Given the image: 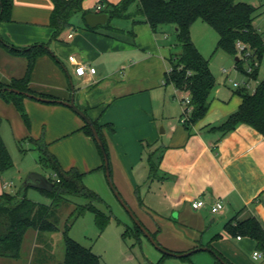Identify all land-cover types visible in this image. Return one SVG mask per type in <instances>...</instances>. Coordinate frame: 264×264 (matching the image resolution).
Returning <instances> with one entry per match:
<instances>
[{"label": "crops", "instance_id": "crops-1", "mask_svg": "<svg viewBox=\"0 0 264 264\" xmlns=\"http://www.w3.org/2000/svg\"><path fill=\"white\" fill-rule=\"evenodd\" d=\"M123 1L83 0L81 11L54 40L53 1L14 0L11 18L1 23L0 34L18 49H48L49 53L35 62L29 88L53 99L70 101L74 97L76 105L100 127L117 193L163 249L184 254L207 247L227 264H264V257L254 259V253L260 251L253 240H239L226 228L233 219L252 217L264 228V136L248 125L227 135L219 129L241 105L238 90L232 95L239 97L238 103L218 98L221 103L214 112L187 128L165 84L169 59L177 54L175 40L172 43L165 38L176 29L168 26L154 32L138 12L139 0H132L137 3L136 11L127 9L130 19L109 18L112 28L108 24L87 25L86 15L110 14ZM98 5H104L101 13L96 12ZM191 36L196 45L192 28ZM28 64L26 57L0 47V83L25 77ZM78 65L93 67L96 74L79 77L75 73ZM9 104L0 100V116L17 123L23 135L17 112ZM23 104L32 128L25 138H43L62 169L78 170L88 185L89 174L96 172L100 181L101 172H106L104 158L85 133V121L64 105L28 98ZM151 155L159 164L154 175L150 172ZM6 184L5 176L0 175V196L19 194ZM98 192L112 204L113 197L104 184ZM195 200L204 201L205 208L193 210ZM219 200L225 210L215 215L211 205ZM121 219L128 226L122 239L132 236L133 248L148 240L143 233L136 235L133 220V225H128ZM161 254L151 252L150 264H222L207 251L182 259Z\"/></svg>", "mask_w": 264, "mask_h": 264}, {"label": "trees", "instance_id": "trees-1", "mask_svg": "<svg viewBox=\"0 0 264 264\" xmlns=\"http://www.w3.org/2000/svg\"><path fill=\"white\" fill-rule=\"evenodd\" d=\"M13 1L0 0V25L10 20ZM52 1L54 4L52 26L55 30L53 39L57 40L61 33L70 26L71 17L81 11L83 0ZM131 2L132 0H124L113 7L109 14L110 17L112 19H130L131 16L126 12ZM257 10L258 8L238 0H139L138 12L154 32H162L168 26L176 29V47H181V53L173 54L169 59L170 71L165 76V84L172 85L179 92L190 96L192 110L185 122L187 128L205 118L210 110L211 96L215 88V78L210 70L209 60L202 56L192 40L191 28L193 24L197 20H202L210 25L219 35L217 49L226 51L234 56L235 60L238 58L236 68L244 74V64L241 57L238 56V44L245 46L247 50L250 49L253 56L258 58L261 63L264 60V35L254 27ZM107 27L112 28L110 24ZM0 47L15 55L26 57L29 63L25 77L13 79L9 84L0 83V90L9 87L53 99L39 95L29 88L30 77L37 58L49 53L45 46L18 49L5 42L0 34ZM251 77L258 80L259 70H256ZM237 94L241 98L239 109L230 115L219 129L224 135H227L240 125H248L264 136V78L259 81L254 91L243 89L238 90ZM0 98L8 103H13L27 127H30V120L23 104L24 96L1 92ZM94 125L108 152L100 127L96 123ZM111 130L113 131L112 128ZM84 131L96 143L89 126L86 125ZM33 143L40 151L41 163L51 167L57 177L49 178L54 183L51 193L41 191L51 199V203L42 204L29 200L27 196L19 198L18 195L8 193L0 196V259L19 260L29 230L36 232L39 247L45 248L44 250H41L43 248L38 249L33 263L43 264L45 261L53 259L52 246L45 235L59 232L64 213L72 210L62 232L65 254L63 262L59 264H101L100 256L94 253L91 248H86L71 238L70 232L79 218L91 212L95 214L97 225L102 233L112 219L111 216L95 206V203L103 202V200L84 185L82 173L76 169L68 171L62 169L58 160L49 152L43 138L33 140ZM96 145L103 156L101 148L97 143ZM149 163L151 175H154L159 164L153 159V155L150 156ZM10 166V154L0 137V173ZM74 197H82L89 203L86 205L76 204L72 200ZM226 228L229 233L237 237L250 238L257 244V249L264 253V228L256 218L252 217L245 221L233 219L226 225ZM135 233L139 236L142 231L135 226ZM123 236H126V232ZM46 251L49 253V258L45 255Z\"/></svg>", "mask_w": 264, "mask_h": 264}, {"label": "rangeland", "instance_id": "rangeland-1", "mask_svg": "<svg viewBox=\"0 0 264 264\" xmlns=\"http://www.w3.org/2000/svg\"><path fill=\"white\" fill-rule=\"evenodd\" d=\"M239 2L252 5L257 10V17L254 21V27L264 35V0H238ZM137 10V3L132 2L128 7V12H134ZM136 33V31H135ZM192 35L194 41L201 54L206 60H210L209 66L212 74L215 78V88L212 92L211 100H213L210 111V115L215 110V106L221 103L218 98L222 100L231 99L230 103H238L239 97L232 96L234 91H237L232 83L229 82L228 77L223 74V69H227L231 72L230 78L234 81L242 83L243 81L249 82L250 80L241 72L236 70V60L235 57L227 53L222 49H217V44L219 40V35L217 32L207 23L202 20H197L192 27ZM169 37L165 38L168 42H176V37L174 33L169 32ZM142 38V37H140ZM139 38V39H140ZM140 41V40H139ZM238 56L241 57L243 61V66L246 68L249 65V61H246L245 55L238 49ZM250 51V49L248 50ZM175 52L179 54L181 52V47L175 48ZM245 58V59H244ZM244 59V60H243ZM170 66V64H169ZM264 78V60L262 62L258 80L251 81L252 88H256L259 81ZM171 92V100L176 109L181 110L183 114L185 100L189 98L188 94L176 93L173 87H168ZM2 98H0L1 100ZM11 106L17 112V118L20 123L21 129L25 132L20 135L21 132L16 124H13L11 120L4 119L0 116V137L2 138L5 146L11 157V166L2 171L0 175H4L7 182H13V187L10 189L21 190L25 180L31 173H40L47 178L54 177V171L51 167L45 166L41 163L40 151L35 143H33V137L25 138V134H32V128H28L23 120L21 114L17 110L13 103ZM9 104V106H10ZM8 113V111H4ZM217 113V112H216ZM24 136V137H23ZM96 173V172H95ZM89 174L87 181L91 184L88 185L84 182V185L94 191L100 196L103 202L95 203V206L105 214L112 217V222L106 227V229L101 233L97 222L95 214L88 212L83 217L79 218L73 225L70 236L82 246L86 248H91L94 253H96L101 258V264H150L152 261L151 252L162 255L156 248L149 242V240L143 239L141 245L134 246L135 240L132 236L126 237L125 240L122 239L123 233L128 230L126 225V220L128 225H133L132 219L128 216L127 211L123 208L122 204L116 197L115 193L112 191L107 177L106 172L103 171L100 174V181L96 174ZM101 177L103 179H101ZM102 181V182H101ZM107 187L108 191L112 195V204L105 200L103 196L98 192L101 185ZM8 192V191H7ZM27 198L34 202H39L42 204H50L51 199L44 193L36 189H29L27 191ZM72 200L79 205H86L89 203L82 197H74ZM72 210H68L64 213L61 224L59 226V232L49 233L45 236L49 240L52 246V256L53 259L47 260L43 264H59L63 262L65 254V244L63 241L62 232L65 228V223L68 219ZM36 232L29 230L23 246L22 255L19 260H13L9 258L0 259V264H34V259L37 255V251L40 248L37 241ZM45 248L41 249L44 250ZM47 252V251H46ZM45 252L46 257L49 258V253ZM30 257L32 259H30ZM45 260V259H44ZM254 262V261H253ZM257 263V262H254Z\"/></svg>", "mask_w": 264, "mask_h": 264}, {"label": "water", "instance_id": "water-1", "mask_svg": "<svg viewBox=\"0 0 264 264\" xmlns=\"http://www.w3.org/2000/svg\"><path fill=\"white\" fill-rule=\"evenodd\" d=\"M110 15L109 14H88L85 16V20L86 23L89 27L91 28H96L98 26H106L108 24ZM239 59L237 58L236 61H238ZM1 92H11L13 94L19 95V96H24L25 98L28 99H32L35 101H39L42 103H47V104H59V105H64L66 107H69L70 109H72L76 114H78L86 123L87 126H89V128L91 129L93 136L95 138L96 143L99 145V147L101 148V151L103 153L104 156V163H105V170H106V176H107V180L108 183L112 189V191L115 193L116 197L118 198V200L120 201V203L122 204V206L124 207V209L127 211V213L130 215L131 219L133 220V222L136 224V226L142 231V233L145 235V237L152 243V245L159 250L161 253H163L164 255L170 256V257H176L179 259L182 258H188L190 256H192L195 253H199V252H210L212 253L216 259L221 262L222 264H227L219 255H217L212 249L207 248V247H201V248H197L193 251H190L188 253H184V254H175L172 252H169L165 249H163L157 242L156 240L151 236V234L143 227V225L141 224V222L137 219V217L135 216V214L131 211V209L125 204V202L121 199L120 195L117 193L113 182H112V177H111V167H110V158H109V154L107 152L105 143L103 142L101 136L99 135V132L96 128V126L94 125V122L88 117V115L82 111L75 103V98L72 97L70 101H63V100H59V99H49V98H43L34 94H30V93H26V92H22L16 89H12L9 87H6L4 89L0 90ZM36 189L39 191H43L46 193H51L54 189V183L47 178L46 176H44L43 174L40 173H31L27 179L25 180L18 196L19 198H24L27 196V191L29 189Z\"/></svg>", "mask_w": 264, "mask_h": 264}, {"label": "built area", "instance_id": "built-area-1", "mask_svg": "<svg viewBox=\"0 0 264 264\" xmlns=\"http://www.w3.org/2000/svg\"><path fill=\"white\" fill-rule=\"evenodd\" d=\"M104 8V5H98L96 7V12L97 13H101L102 10ZM238 49L240 50V52H242L244 55H245V58H246V61H249V65L244 68V75L250 80L249 82H245L243 81L242 83L240 82H237V81H234L232 79H230L229 81L233 84V86L238 89V90H247V91H254L255 88L253 89L252 86H251V81L255 80L251 77V75L256 71V70H259L260 71V68H261V65L262 63L258 60V58L254 57L253 55V52L251 51H248L245 46H242L241 44H238L237 45ZM244 58V59H245ZM243 59V60H244ZM73 60L71 59V62ZM236 70L238 72H240L237 68ZM170 71V70H169ZM223 74L226 75L227 77H229L231 75V72L228 71L227 69H223ZM75 73L77 76L79 77H83L85 76L87 73H89L90 75H95L96 74V69L93 68V67H88L87 65H78L76 67V70H75ZM184 110H183V119H182V122L185 123L191 113V110H192V107H191V98L189 96L188 99L185 100V103H184ZM55 178H57L55 176ZM5 187H12V184H6ZM192 209L195 210V211H199V210H202L203 208H205L206 206V203L202 200H195L193 203H192ZM225 210V205L223 204V202L221 200L219 201H216L214 202V204L211 205V212L213 214H220L222 213L223 211ZM238 239L240 240L241 237H238ZM254 259L255 260H260L264 257V254L261 253V252H255L254 253Z\"/></svg>", "mask_w": 264, "mask_h": 264}]
</instances>
